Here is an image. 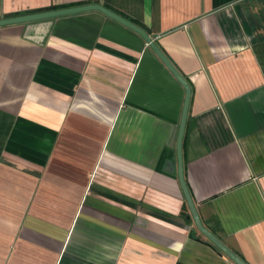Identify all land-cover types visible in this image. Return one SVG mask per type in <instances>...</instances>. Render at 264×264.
<instances>
[{
	"label": "crops",
	"instance_id": "crops-1",
	"mask_svg": "<svg viewBox=\"0 0 264 264\" xmlns=\"http://www.w3.org/2000/svg\"><path fill=\"white\" fill-rule=\"evenodd\" d=\"M91 4L189 84L199 218L264 264V0H0V19ZM184 96L98 11L0 27V264H234L188 218Z\"/></svg>",
	"mask_w": 264,
	"mask_h": 264
},
{
	"label": "water",
	"instance_id": "water-1",
	"mask_svg": "<svg viewBox=\"0 0 264 264\" xmlns=\"http://www.w3.org/2000/svg\"><path fill=\"white\" fill-rule=\"evenodd\" d=\"M86 11H98L110 19L126 26L131 29L139 36L143 38V40L149 45L151 50L155 53L158 59L163 63V65L169 70V72L173 75V77L178 81V83L182 86L185 91L183 106H182V114L179 123V127L177 129V135L172 137V142L175 141L176 147V171L178 176V182L181 187L186 205L189 210L190 216L188 218H192L195 228L197 231L206 238L217 250L223 253L228 259H230L234 264H246L239 256H237L231 249H229L224 243H222L213 233H211L201 222L199 215L197 213L195 204L190 196L189 190L185 183L183 177V166H182V138L186 125V118L188 113L191 89L187 81L178 73V71L174 68V66L169 62V60L165 57V55L161 52V50L157 47V45L151 40V38L147 35V33L134 23L122 18L117 15L113 11L103 7L98 4L84 5L79 7H71L64 9H57L52 11H45L40 13H33L28 15H21L15 17H8L0 19V27L12 25V24H22L35 22L45 19L57 18L66 15L77 14Z\"/></svg>",
	"mask_w": 264,
	"mask_h": 264
},
{
	"label": "trees",
	"instance_id": "trees-1",
	"mask_svg": "<svg viewBox=\"0 0 264 264\" xmlns=\"http://www.w3.org/2000/svg\"><path fill=\"white\" fill-rule=\"evenodd\" d=\"M50 10V9H49Z\"/></svg>",
	"mask_w": 264,
	"mask_h": 264
}]
</instances>
